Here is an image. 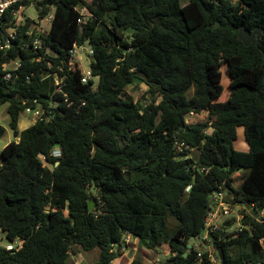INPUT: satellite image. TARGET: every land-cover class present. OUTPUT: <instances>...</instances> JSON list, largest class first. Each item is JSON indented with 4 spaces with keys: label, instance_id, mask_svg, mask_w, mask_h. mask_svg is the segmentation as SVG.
Returning a JSON list of instances; mask_svg holds the SVG:
<instances>
[{
    "label": "trees",
    "instance_id": "1",
    "mask_svg": "<svg viewBox=\"0 0 264 264\" xmlns=\"http://www.w3.org/2000/svg\"><path fill=\"white\" fill-rule=\"evenodd\" d=\"M22 4H34L37 18L27 14L16 25L12 8L0 16V40L9 28L17 32L11 47L0 49V104L10 103L13 125L19 112L37 106L35 100L43 116L1 152L0 228L8 244L22 242L12 250L0 245V264H69L75 245L98 247L93 264H112L129 234L151 249L169 244L170 256L155 264H264V0L14 5ZM78 6L90 12L82 24ZM51 10L49 34L35 49L37 19ZM241 25L261 27L260 39L246 45L238 37ZM86 42L94 50L96 87L94 79L83 83L81 70L69 67V50ZM223 60L232 75L226 84ZM16 61L20 66L6 80L4 64ZM258 69V84L235 80L237 72ZM56 77L64 92L57 91ZM134 83L147 86L137 101L127 93ZM225 85L231 94L220 101ZM191 111L208 118L187 123ZM239 128L248 149L235 145ZM4 130L0 124V136ZM175 137L199 150L198 157L176 152ZM194 163L208 173L193 169ZM239 170L243 180L235 187ZM219 186L242 204L248 227L235 234L229 219L211 235L220 259L213 263L208 251L199 260L200 249L189 251L188 244L200 238ZM246 201L262 211L263 220L248 212ZM169 218L177 223L171 232Z\"/></svg>",
    "mask_w": 264,
    "mask_h": 264
},
{
    "label": "rangeland",
    "instance_id": "2",
    "mask_svg": "<svg viewBox=\"0 0 264 264\" xmlns=\"http://www.w3.org/2000/svg\"><path fill=\"white\" fill-rule=\"evenodd\" d=\"M189 0H181L182 5L188 3ZM26 14H28L30 17L32 18H37L38 13L36 11L35 5L31 4L30 6L27 7L26 10ZM43 27L44 29L48 32L50 30L51 27V22H47L44 21L43 22ZM87 48L90 46L89 43H86ZM82 56V70L85 71L87 69L90 68V61L87 58V56L85 55L84 52L80 53L78 51V53H76L75 55V60L78 61V57ZM228 64L225 63V61H221V70L223 71V78H224V82L225 84L227 83V81H229V70H228ZM261 76V79H260ZM239 80V81H247L251 84L254 85L260 83V81L262 82L263 80V75H261V70H257V71H242V72H237L236 74V78L235 80ZM98 81L99 78L98 77H94V87H96L98 85ZM232 84V83H231ZM260 85V84H259ZM229 87V85H228ZM147 86L145 84H138V83H134L130 86L127 87V93H129L134 100H139L142 99V96L144 94V92L146 91ZM230 90L227 88V86L225 85V88L221 94V96H219L220 101H226L227 98H229L230 96ZM54 106L57 105V102L53 103ZM9 106L10 103L9 102H3L0 104V124L2 126L5 127V132L1 134L0 136V151L2 148V145H4L5 143H7L8 141H11L14 139V134L13 131L10 127V123H11V115L9 113ZM208 114H201V115H196L193 116L192 118H189V123H195V122H201L204 121L208 118L207 116ZM33 115H28L26 113H22L21 117H20V126L24 127L25 125H31L34 121ZM210 131V130H209ZM235 145L237 146L238 149H246L248 144L245 140V134H244V129L243 128H239L238 129V139L236 140ZM194 153L193 155L197 154V150L193 149ZM196 151V152H195ZM1 153V152H0ZM243 174H244V170H239L233 173L234 176V186L235 187H239L242 180H243ZM239 208H236L239 210V212H241L242 209V204L239 203ZM227 219H233L234 220V224L232 225V227H230V229H235L236 226L238 225L237 221H236V212L222 217L221 218V222L227 220ZM176 221L173 218H169V227H168V232L173 231L174 226H176ZM128 241H127V237H126V244L125 246H123L122 250L123 252L125 250H127V255L126 257H124V261H126V264H130L132 262V260L134 259H138L141 262H143L144 264H155L158 262H164L169 256H170V247L168 243H163L160 247H158L157 249H151L147 246L146 243H143L141 241H139L137 238L135 237H131L128 236ZM9 241L6 238V233L0 228V245H6L8 244ZM15 245H18L19 242L18 240L13 242ZM189 243L194 246L197 249L200 250H204L207 246L205 243H203L201 241V239L199 237H192L189 240ZM264 244V242H263ZM100 255V249L94 248L93 250H85L83 249L81 246L79 245H75L72 250L70 251V255H69V259H68V263L69 264H93ZM123 255V254H122ZM121 255V256H122ZM116 264V263H113Z\"/></svg>",
    "mask_w": 264,
    "mask_h": 264
},
{
    "label": "built area",
    "instance_id": "3",
    "mask_svg": "<svg viewBox=\"0 0 264 264\" xmlns=\"http://www.w3.org/2000/svg\"><path fill=\"white\" fill-rule=\"evenodd\" d=\"M21 1H24V0H0V16L4 14L9 8H12L13 14L17 18L16 25L23 24L26 20V17L28 16L26 14L27 7H25L23 4L19 6L14 5ZM78 9L81 14V17L79 18V22L82 24L86 21L87 17L90 15V12L86 6H81V7L78 6ZM53 19H54L53 10H51L48 16L43 18L41 21L37 19L38 24L35 26V29L37 30V37L34 38L33 40V47L35 49L42 48L44 38L47 37L49 34V31L47 32L44 29L42 25L43 22L47 21V22L52 23ZM32 32L33 31L31 30L28 32V34H32ZM16 35H17V32L15 28L7 29L6 32L4 33V39L0 40V49H5L7 51L11 47L12 39L15 38ZM86 43H82V44L75 43L73 47L69 50L70 55H71L70 61H69V65H70L69 67L72 70H77V69L81 70V80L83 83H88L90 80H93L95 77L90 68L85 71L82 70V62H81L82 56L78 57L79 59L78 61L75 60V55L76 53H78V51L80 53L84 52L88 59L94 54L93 48L91 46L87 48ZM19 66H20L19 61H16L12 64L5 63L4 70L6 73L4 75V78L6 80H10L12 77L11 70L18 68ZM55 83L57 85V91L64 92L61 86L62 79H60L59 77H56ZM63 94L66 97V100H68L67 93H63ZM35 102L37 106L36 107L29 106L25 109V112L27 114L35 116L37 119L42 118L43 109L41 107V103H39L37 100H35ZM71 103L72 102H70L69 104ZM201 114H208V113L206 112L196 113L194 111L189 112L187 115V119H186L187 123H189V120H188L189 118H192L193 116L201 115ZM174 146H175L176 152L178 153L186 152L187 153V156H185L186 158L192 157L190 155V152L191 150L196 149V148H193L190 144H187L185 141L180 140L177 137L174 138ZM193 169H198L200 172H203V173H208L209 171L207 167L199 166L197 163L193 164ZM191 187L192 185H189L187 187V191H189ZM239 207H240L239 204L233 203L230 199H228V192L223 187L219 186L218 189H215L212 191L211 208L208 210L207 215L205 217L204 228L202 231L203 236H200V239L203 243L206 244L207 247L205 248V251H208V259L212 261L213 263H219L220 259L218 256V250L215 244H213V242L211 241V235L217 232L218 230H221L223 228V225H225V222L229 220L227 219L221 222L220 221L221 218L231 215L236 212V221L238 225L236 226L235 229H230V231H233L235 234L240 231H243L245 228L248 227L243 223L244 214L242 212H239L238 209H236ZM18 242L19 244H21L22 241H18ZM5 246L8 250H12L17 245H15L14 243H10V244H6ZM198 256H199V260H202L204 258V251L199 250Z\"/></svg>",
    "mask_w": 264,
    "mask_h": 264
},
{
    "label": "water",
    "instance_id": "4",
    "mask_svg": "<svg viewBox=\"0 0 264 264\" xmlns=\"http://www.w3.org/2000/svg\"><path fill=\"white\" fill-rule=\"evenodd\" d=\"M219 24V23H218ZM218 24L210 25L212 27H215ZM122 30H125L128 33H133L134 31H138V29H135L133 27H125L121 26ZM261 27H256L254 30H250L246 28L245 25L239 26L238 30V37L240 40H242L246 45H250L255 39L258 41L260 39V34H261ZM93 58L90 57L89 61L92 62ZM59 163V162H57ZM95 206V201L91 200L89 202V209H93ZM245 208L248 210V212L255 218H258L259 220H263V216L261 215V210H258L255 208L250 202L246 201L244 203ZM201 236H203V232H201ZM215 246L217 247V244L215 243ZM189 251L192 249V245L189 243L188 244Z\"/></svg>",
    "mask_w": 264,
    "mask_h": 264
},
{
    "label": "crops",
    "instance_id": "5",
    "mask_svg": "<svg viewBox=\"0 0 264 264\" xmlns=\"http://www.w3.org/2000/svg\"><path fill=\"white\" fill-rule=\"evenodd\" d=\"M22 113H26L25 111L24 112H19V115H18V118H17V122L13 125V124H9L10 125V127H11V129H12V131H13V134H14V139L13 140H11V141H8L7 143H5L4 145H2V148H1V151L0 152H2V149H3V147L6 145V144H8L9 142H12V141H14V142H19V140H20V132L22 131V130H24V129H26L27 127H29V125H25L24 127H21L20 126V124H21V122H20V117H21V114ZM27 114V113H26ZM29 115V114H28ZM33 117H35V116H33ZM36 120H37V118L35 117L34 118V121H33V123L31 124V125H33L35 122H36ZM30 125V126H31ZM4 127V126H3ZM5 128V127H4ZM6 130H4V132H5ZM3 132V133H4ZM246 149H248V146H247V148ZM195 150H197V149H195ZM245 150V149H244ZM196 152V151H195ZM193 153H194V150H191V152H190V155L193 157V158H197L198 157V155H199V150H197V154H195V155H193ZM0 160H1V153H0ZM128 236H131V237H135V236H133L132 234H129ZM128 236H127V241H128ZM135 238H137V237H135ZM139 241H140V239L139 238H137ZM127 250H125L124 252H123V255L122 256H120V257H118V258H116L115 260H113V262H112V264L113 263H116V264H126V261H124V257H126V255H127Z\"/></svg>",
    "mask_w": 264,
    "mask_h": 264
}]
</instances>
